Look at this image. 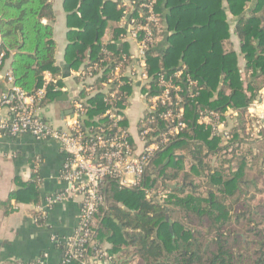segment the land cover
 Masks as SVG:
<instances>
[{
  "label": "trees",
  "instance_id": "trees-1",
  "mask_svg": "<svg viewBox=\"0 0 264 264\" xmlns=\"http://www.w3.org/2000/svg\"><path fill=\"white\" fill-rule=\"evenodd\" d=\"M165 1L171 8L168 22L174 34L162 54L148 53V72L155 81L159 74L172 77L183 71L173 81L185 90L187 127L153 155L142 188H119L118 180L113 179L105 182L104 201L93 216V239L88 248L91 254L104 249L109 264H264V198H255L264 191L258 187L264 185L259 163L264 140L250 141L243 134L245 106L264 83V0ZM116 4L103 0L63 3L68 26L64 59L72 69L93 70L96 66L94 71L102 70L95 83L98 91L85 100V126L101 122L92 119L106 108L102 83L118 64L124 66L129 60L130 54L116 44L100 42L107 23L123 17ZM225 9L235 18L233 33L245 61L246 89L237 54L228 42L231 29ZM53 21L50 0H0V40L7 52L5 62L11 60L15 85L30 95L43 85L45 72L54 79L46 85L41 106L62 95ZM188 77L196 82L190 87ZM117 83V97L125 107V96L132 87L120 75L109 89ZM186 90L194 94L192 99L185 95ZM84 95L83 90L79 92L80 97ZM228 107L239 111L241 122L234 127L232 140L239 145L232 153H223L209 127L196 121L200 111L221 113ZM255 146L258 152H253ZM185 163L188 170H184ZM248 163H257L258 172ZM195 177L199 183L194 182ZM39 184L33 169L30 180L9 198L38 205ZM157 191L164 194L159 201ZM33 216L37 224H45L36 212ZM105 242L109 248L104 247ZM98 257L104 259L101 254Z\"/></svg>",
  "mask_w": 264,
  "mask_h": 264
},
{
  "label": "built area",
  "instance_id": "built-area-1",
  "mask_svg": "<svg viewBox=\"0 0 264 264\" xmlns=\"http://www.w3.org/2000/svg\"><path fill=\"white\" fill-rule=\"evenodd\" d=\"M158 2H120L123 18L127 16L128 19V35L135 50L129 53L126 65L118 64L103 81V89L100 90L105 93L106 108L92 119L101 121L97 126H85L83 117L87 115L85 100L98 91L95 83L101 78V69L94 71L95 66L93 70L88 68L77 71L80 88L67 100L70 114L64 123L55 126L44 106L39 105L45 96L46 85L54 82L51 73H44V83L35 93L25 94L15 85L10 68H5L7 52L0 40V79L7 86L0 97V136L30 134L40 140L50 139L59 145L66 156L60 171L62 189L47 196L42 204L35 205L34 211L45 219L55 204L80 198V214L73 233L61 239L52 238L63 247V259L59 264H109L110 259L104 249L91 254L88 248L93 239V216L104 201L105 182L113 179L118 180L119 188H142V180L153 155L170 144L187 127L184 120L185 99L182 97L185 90L173 81V78H180L183 71H176L172 77L159 74L155 81L148 72L147 55L153 50L162 29ZM120 75L128 78L132 87L125 96V107L120 106L117 97L118 83L114 89H109ZM187 81L189 87L191 83H196L191 82L190 77ZM82 90L84 97L79 96ZM246 94L250 96L249 92ZM185 95L190 99L194 96L187 90ZM134 96L142 103L135 138L128 123L124 124L127 121L126 111ZM3 109H6V115L2 113ZM239 119V111L228 107L221 113L200 111L196 122L209 127L211 137L217 138L219 145L224 148L223 153H232L239 145L237 141H232L235 136L234 127L238 125ZM244 119L243 134L246 139L264 140V83L245 106ZM252 150L258 152L256 146ZM259 163L264 172V150ZM156 194L157 201L164 196L161 191ZM148 196H152V193ZM100 254L104 259L98 257Z\"/></svg>",
  "mask_w": 264,
  "mask_h": 264
},
{
  "label": "crops",
  "instance_id": "crops-1",
  "mask_svg": "<svg viewBox=\"0 0 264 264\" xmlns=\"http://www.w3.org/2000/svg\"><path fill=\"white\" fill-rule=\"evenodd\" d=\"M54 11L52 23L53 39L55 41V64L59 66L62 79V94H73L79 91L80 84L76 79V73L81 69H72L64 59L67 40V13L63 8L64 0H50ZM104 2H116V8L120 9L123 0H103ZM226 20L230 27L229 44L237 54V65L241 70V79L246 89L244 78L245 61L241 55L239 41L233 33L235 18L225 9ZM159 13L162 20V29L153 50L162 54L169 46V39L174 31L171 29L168 18L171 8L165 0L159 5ZM46 22V21H44ZM128 19L120 18L117 21H109L101 36V44L112 42L125 52L133 53L134 44L129 39ZM11 60L5 62V68H10ZM181 63V61H180ZM6 84L0 79V97L5 92ZM247 92V91H246ZM69 101H53L44 106L48 117L55 126L64 123L70 110ZM127 123L134 138L136 137V124L142 112V103L139 99H132L127 109ZM2 113L7 114L6 109ZM65 154L59 145L50 139L40 140L30 134L17 136H0V264H59L63 259V247L52 240L53 237L63 238L73 233L80 214V198H72L55 204L48 211L45 224L39 225L34 219V206L32 204L19 203L10 199L9 195L21 188V184L27 183L32 171H37L40 184V204L44 199L62 187L60 171L65 161ZM109 248L108 242L104 243Z\"/></svg>",
  "mask_w": 264,
  "mask_h": 264
},
{
  "label": "rangeland",
  "instance_id": "rangeland-1",
  "mask_svg": "<svg viewBox=\"0 0 264 264\" xmlns=\"http://www.w3.org/2000/svg\"><path fill=\"white\" fill-rule=\"evenodd\" d=\"M244 81H245V83H247V77H245L244 78ZM239 122H241V121H239ZM249 165H251L252 166V168L254 169V172L256 171V172H258L257 170H258V164L256 163V164H252V163H248ZM188 168H189V165L187 164V163H185L184 164V170H188ZM263 176H264V174H263ZM129 177V176H128ZM261 180V178L260 179H258V181H257V184H258V182ZM194 182H196V183H199L200 182V179L198 178V177H195V179H194ZM262 187V189L264 190V185H258V187ZM201 190V189H200ZM250 192V194H252V192L253 191H249ZM253 194H255V193H253ZM260 197H262V198H264V191L263 192H261V193H256V195H255V198L257 199V198H260Z\"/></svg>",
  "mask_w": 264,
  "mask_h": 264
},
{
  "label": "water",
  "instance_id": "water-1",
  "mask_svg": "<svg viewBox=\"0 0 264 264\" xmlns=\"http://www.w3.org/2000/svg\"><path fill=\"white\" fill-rule=\"evenodd\" d=\"M261 72H259L258 74H256L253 78H251V81H254L259 75H260ZM71 95L69 94H62L60 95L59 97L56 98L57 101H60V102H66L68 100V98L70 97ZM68 114H70V111L68 112ZM83 119H87V116H84ZM178 158H180L181 156H177ZM169 159L166 160V162H168ZM173 163L175 164V161H173Z\"/></svg>",
  "mask_w": 264,
  "mask_h": 264
}]
</instances>
